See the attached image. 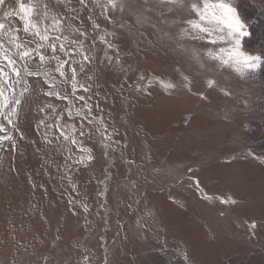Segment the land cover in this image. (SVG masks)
<instances>
[{
  "label": "rangeland",
  "instance_id": "rangeland-1",
  "mask_svg": "<svg viewBox=\"0 0 264 264\" xmlns=\"http://www.w3.org/2000/svg\"><path fill=\"white\" fill-rule=\"evenodd\" d=\"M119 3H0L3 33L32 52L5 89L21 103L0 109V264H264L260 67L241 77L204 55L226 44L180 38L198 19L186 8Z\"/></svg>",
  "mask_w": 264,
  "mask_h": 264
},
{
  "label": "snow or ice",
  "instance_id": "snow-or-ice-1",
  "mask_svg": "<svg viewBox=\"0 0 264 264\" xmlns=\"http://www.w3.org/2000/svg\"><path fill=\"white\" fill-rule=\"evenodd\" d=\"M84 3V0H80ZM3 3V0H0ZM111 7H120L121 4L119 0H108ZM157 3L164 6H175L178 8H186L191 12L195 13L198 19H188L185 21L186 27L181 28L178 32L180 38L187 37L191 40L206 41L211 45L226 44L227 47H219L218 50L213 51V49L208 48L204 55L209 60H216L220 65L225 67L231 66L233 70L238 73L241 77L245 76L248 71H255L262 64H264V53L261 55H251L246 51L242 50V37L246 36L248 33L246 29V23L242 21L238 15L235 7L233 6V0H188L185 4L184 0H157ZM169 10H172L169 7ZM19 11L24 15L25 28L27 32L29 28L33 30V34L40 38L41 41L47 42L50 37L48 35L49 29H45L42 33L39 30L38 23L32 20V16L35 13V9L32 6L26 7L23 3L19 5ZM11 13H6L5 16H9ZM62 27V22L53 19L51 21L52 30H60ZM6 24L0 21V33L6 32ZM56 40H60L61 37H55ZM67 39V37H63ZM18 37L15 35H9L7 45L0 39V109H6L9 103L14 105H19L21 101L13 95L11 98L5 94V89L12 91L14 86L12 84V76L20 77L21 71L17 67V59L24 60L32 56V52L28 50L27 45L17 42ZM50 47L53 52L56 51L57 45L52 44H40L39 48ZM183 48V45H180ZM37 49L36 55L39 56L41 63H44L47 57ZM64 49V45H60V50ZM194 53V59L199 62L200 56L196 49H192ZM55 71L64 76L63 63H59ZM85 60L88 59L87 56L84 57ZM66 63V61L64 62ZM5 65L8 71L5 70ZM203 67V64H201ZM82 70V69H81ZM31 74V73H30ZM55 77H53V80ZM73 81H75V69H73ZM143 79V77H141ZM187 80V77H184ZM19 83V80H17ZM214 81H208L209 87L214 85ZM75 87V84L73 85ZM83 87V85H81ZM165 87L171 89L174 87L172 83H168ZM49 95L58 93H48ZM83 100V97H80ZM0 114H3L0 112ZM15 111L13 110V113ZM5 119L8 123H12L11 119L5 115ZM0 131H3V126H0ZM67 138V137H66ZM10 139L7 136H0V140ZM75 142V141H73ZM90 158V157H89ZM226 202V201H222ZM255 228V225H252Z\"/></svg>",
  "mask_w": 264,
  "mask_h": 264
},
{
  "label": "trees",
  "instance_id": "trees-1",
  "mask_svg": "<svg viewBox=\"0 0 264 264\" xmlns=\"http://www.w3.org/2000/svg\"><path fill=\"white\" fill-rule=\"evenodd\" d=\"M237 10L246 23L247 36L242 40V47L249 52L264 53V0H238ZM259 82L264 84V64L260 66L257 73ZM257 145L264 149V118L249 131Z\"/></svg>",
  "mask_w": 264,
  "mask_h": 264
},
{
  "label": "bare ground",
  "instance_id": "bare-ground-1",
  "mask_svg": "<svg viewBox=\"0 0 264 264\" xmlns=\"http://www.w3.org/2000/svg\"><path fill=\"white\" fill-rule=\"evenodd\" d=\"M6 30H7V29H6ZM6 32H7V31H6ZM2 38H3V40H4V43L6 44V46H8V45H7V41H8L7 34H6V33H3V36H2ZM22 81H23V78H22V79L20 78V81H19V82H20V83H19V86H20V87H21V86H22V84H23V83H22Z\"/></svg>",
  "mask_w": 264,
  "mask_h": 264
},
{
  "label": "water",
  "instance_id": "water-1",
  "mask_svg": "<svg viewBox=\"0 0 264 264\" xmlns=\"http://www.w3.org/2000/svg\"><path fill=\"white\" fill-rule=\"evenodd\" d=\"M18 63V66L20 67V69H21V76H22V78L24 77V71H23V67H22V64L18 61L17 62Z\"/></svg>",
  "mask_w": 264,
  "mask_h": 264
}]
</instances>
